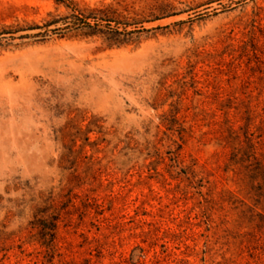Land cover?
I'll return each instance as SVG.
<instances>
[{"label": "rangeland", "instance_id": "1", "mask_svg": "<svg viewBox=\"0 0 264 264\" xmlns=\"http://www.w3.org/2000/svg\"><path fill=\"white\" fill-rule=\"evenodd\" d=\"M249 139L264 0H0V264H264Z\"/></svg>", "mask_w": 264, "mask_h": 264}, {"label": "trees", "instance_id": "2", "mask_svg": "<svg viewBox=\"0 0 264 264\" xmlns=\"http://www.w3.org/2000/svg\"><path fill=\"white\" fill-rule=\"evenodd\" d=\"M94 18L97 19L96 17H94ZM77 19H79V18H77ZM85 24H87V22H85ZM250 142H251V139H249L248 147L246 149H244V164L248 168H250L251 166L259 167L258 171H260L261 174L264 175V162H263V160H260L257 157V155L255 153V146L253 145V143L250 144ZM53 227H55V226H53ZM51 231L53 232L54 228H52Z\"/></svg>", "mask_w": 264, "mask_h": 264}]
</instances>
